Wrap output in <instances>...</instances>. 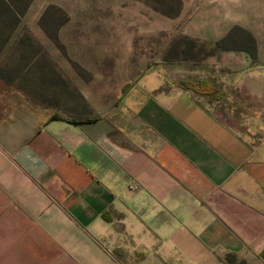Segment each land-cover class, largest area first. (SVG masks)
Segmentation results:
<instances>
[{
	"label": "crops",
	"instance_id": "1",
	"mask_svg": "<svg viewBox=\"0 0 264 264\" xmlns=\"http://www.w3.org/2000/svg\"><path fill=\"white\" fill-rule=\"evenodd\" d=\"M263 8L197 0L198 89L148 68L82 122L0 98V264H264Z\"/></svg>",
	"mask_w": 264,
	"mask_h": 264
},
{
	"label": "rangeland",
	"instance_id": "2",
	"mask_svg": "<svg viewBox=\"0 0 264 264\" xmlns=\"http://www.w3.org/2000/svg\"><path fill=\"white\" fill-rule=\"evenodd\" d=\"M196 2L0 0V98L87 118L148 68L198 89Z\"/></svg>",
	"mask_w": 264,
	"mask_h": 264
},
{
	"label": "trees",
	"instance_id": "3",
	"mask_svg": "<svg viewBox=\"0 0 264 264\" xmlns=\"http://www.w3.org/2000/svg\"><path fill=\"white\" fill-rule=\"evenodd\" d=\"M71 119L75 122H82V121H85V120H91L93 119L92 117H87V118H73L71 117Z\"/></svg>",
	"mask_w": 264,
	"mask_h": 264
},
{
	"label": "built area",
	"instance_id": "4",
	"mask_svg": "<svg viewBox=\"0 0 264 264\" xmlns=\"http://www.w3.org/2000/svg\"><path fill=\"white\" fill-rule=\"evenodd\" d=\"M128 187L129 188H136L137 187V184H136V182L131 181V182L128 183Z\"/></svg>",
	"mask_w": 264,
	"mask_h": 264
}]
</instances>
